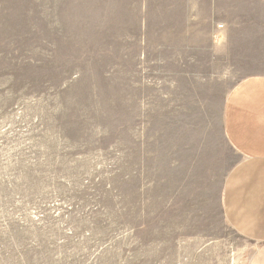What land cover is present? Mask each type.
I'll return each mask as SVG.
<instances>
[{
  "label": "rangeland",
  "instance_id": "374dc122",
  "mask_svg": "<svg viewBox=\"0 0 264 264\" xmlns=\"http://www.w3.org/2000/svg\"><path fill=\"white\" fill-rule=\"evenodd\" d=\"M130 8L0 0V264L248 263L219 208L221 108L244 72L136 75Z\"/></svg>",
  "mask_w": 264,
  "mask_h": 264
},
{
  "label": "crops",
  "instance_id": "0c3cea01",
  "mask_svg": "<svg viewBox=\"0 0 264 264\" xmlns=\"http://www.w3.org/2000/svg\"><path fill=\"white\" fill-rule=\"evenodd\" d=\"M126 40L135 74L147 80L216 84L244 72L221 108L234 158L219 208L254 243L247 264H264V0H134Z\"/></svg>",
  "mask_w": 264,
  "mask_h": 264
},
{
  "label": "built area",
  "instance_id": "2783aa9c",
  "mask_svg": "<svg viewBox=\"0 0 264 264\" xmlns=\"http://www.w3.org/2000/svg\"><path fill=\"white\" fill-rule=\"evenodd\" d=\"M219 27H220V25H219Z\"/></svg>",
  "mask_w": 264,
  "mask_h": 264
}]
</instances>
